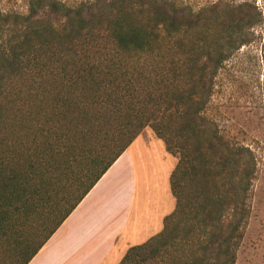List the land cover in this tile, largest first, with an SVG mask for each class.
Here are the masks:
<instances>
[{"label":"trees","instance_id":"trees-1","mask_svg":"<svg viewBox=\"0 0 264 264\" xmlns=\"http://www.w3.org/2000/svg\"><path fill=\"white\" fill-rule=\"evenodd\" d=\"M2 1L0 264H29L146 129L175 208L119 264H235L256 160L210 111L227 78L264 94L255 5Z\"/></svg>","mask_w":264,"mask_h":264},{"label":"rangeland","instance_id":"rangeland-1","mask_svg":"<svg viewBox=\"0 0 264 264\" xmlns=\"http://www.w3.org/2000/svg\"><path fill=\"white\" fill-rule=\"evenodd\" d=\"M189 1L193 5H199L211 0ZM248 1L261 12L263 22L256 26V31L264 36V0ZM2 3L5 5L6 1ZM222 84L220 89L218 87L219 93L213 101L210 114L220 121L227 135L236 137L238 142L249 146L256 160V175L249 201L250 215L235 264H264V106L261 104L264 94L259 90L241 88L235 80L228 78ZM140 136L132 146L138 180L136 214L131 218L128 230L120 240L111 263L125 250L127 242V246L133 247L158 234L163 228L164 220L160 216L175 208L169 177L177 164V158L166 151L164 143L150 129H146ZM111 186V182L106 184L102 191ZM147 204L152 209L145 216ZM141 214L144 216L141 217ZM137 220H141L140 226L136 225Z\"/></svg>","mask_w":264,"mask_h":264},{"label":"crops","instance_id":"crops-1","mask_svg":"<svg viewBox=\"0 0 264 264\" xmlns=\"http://www.w3.org/2000/svg\"><path fill=\"white\" fill-rule=\"evenodd\" d=\"M134 142L29 264L120 263L127 249L131 247L127 246L129 245L128 242L125 246V252L119 254L115 262L111 263V260L118 249L120 240L128 230L131 218L136 214L138 180L132 155ZM110 182L112 186L102 191V188ZM166 183L168 187V179ZM146 209L145 216L149 214V210L152 208L147 204ZM172 210L171 208L160 218L164 219L163 217ZM143 216L144 214H141V217ZM140 224L141 220L140 222L137 220L136 225L140 226Z\"/></svg>","mask_w":264,"mask_h":264}]
</instances>
